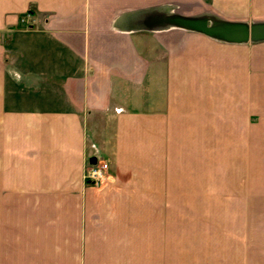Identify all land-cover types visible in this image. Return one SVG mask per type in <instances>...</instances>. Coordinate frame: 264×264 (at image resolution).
I'll use <instances>...</instances> for the list:
<instances>
[{"label": "crops", "instance_id": "obj_1", "mask_svg": "<svg viewBox=\"0 0 264 264\" xmlns=\"http://www.w3.org/2000/svg\"><path fill=\"white\" fill-rule=\"evenodd\" d=\"M142 1L0 0V264H264V41L116 29Z\"/></svg>", "mask_w": 264, "mask_h": 264}, {"label": "water", "instance_id": "obj_2", "mask_svg": "<svg viewBox=\"0 0 264 264\" xmlns=\"http://www.w3.org/2000/svg\"><path fill=\"white\" fill-rule=\"evenodd\" d=\"M189 8L179 0H161L121 13L114 27L123 33L189 31L229 44L264 41V21H231L208 11L188 14Z\"/></svg>", "mask_w": 264, "mask_h": 264}, {"label": "built area", "instance_id": "obj_3", "mask_svg": "<svg viewBox=\"0 0 264 264\" xmlns=\"http://www.w3.org/2000/svg\"><path fill=\"white\" fill-rule=\"evenodd\" d=\"M23 22V19L20 20ZM108 165L103 161L89 165L84 171L82 177L85 182L98 187L105 180V173Z\"/></svg>", "mask_w": 264, "mask_h": 264}, {"label": "rangeland", "instance_id": "obj_4", "mask_svg": "<svg viewBox=\"0 0 264 264\" xmlns=\"http://www.w3.org/2000/svg\"><path fill=\"white\" fill-rule=\"evenodd\" d=\"M152 1V0H151ZM179 1H182V2H185V3H189L190 4V8H189V11L187 12L188 14H195V13H198V12H201V11H208V12H212V11H210V10H208V8H209V6H208V3H207V1H206V4H204V5H196L193 1L194 0H179ZM147 2H149L148 0H144V1H142V3L144 4V3H147ZM193 3L195 4V5H193ZM193 5V6H192ZM208 6V7H207ZM212 13H214V12H212ZM215 14H217V13H215ZM218 15V14H217ZM218 16H220V15H218ZM221 17V16H220ZM239 21H241V20H239ZM256 21H264V20H256ZM246 22H248V21H246ZM251 22H254V21H251ZM248 23H250V22H248Z\"/></svg>", "mask_w": 264, "mask_h": 264}]
</instances>
